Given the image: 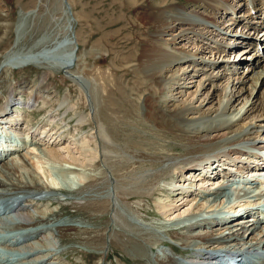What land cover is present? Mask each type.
I'll return each instance as SVG.
<instances>
[{"label": "bare ground", "instance_id": "obj_1", "mask_svg": "<svg viewBox=\"0 0 264 264\" xmlns=\"http://www.w3.org/2000/svg\"><path fill=\"white\" fill-rule=\"evenodd\" d=\"M151 1L153 3V0ZM190 1L200 4L206 14H199L193 10L186 11L181 5L171 3L169 0H154L155 3L150 6V9L148 8L147 17L153 31L147 46L140 53L139 62L137 61L139 68L144 72L141 78L142 83L146 84L147 88L143 89L145 94H142V91V93L134 91L138 94L143 118L152 126L150 130L156 132V137L160 141L170 136L169 138L179 142V148L169 147L165 141L164 143L154 141L151 145L148 139L144 140L139 136L137 140L132 138L128 142L114 143V139L108 132L94 131L97 121L93 115L90 117L95 122L91 129H84L78 137L68 138V136L64 144L62 139L65 140L63 138L65 132H62V126H59V129L55 128L54 131L51 128L49 130L43 127L39 129L29 123V115L25 116L20 111H13V105L9 104V99L0 103V127L6 125V128L21 130L20 132L29 136L28 141L22 137L20 143L14 142L9 137L7 140L0 141L2 144L0 145V224L17 225V229L19 226L24 229L19 233L15 231L10 236L9 234L0 235V243L14 250L13 253L7 255L0 254L2 262L10 264L17 252L25 259L26 264H51L52 262H49L51 258L59 260L65 250L74 249L72 246L56 245V238L76 240L92 249L89 252L77 249L79 254L85 253L86 258H97L98 253L94 250L98 248H94V244L97 245L102 239L106 225L102 224L101 220L104 218V213L107 214L109 203L107 199H102L101 195H94L92 191L104 187V174L101 172V175L97 174L99 176L94 174L87 176L85 172L76 171L75 166L82 168L85 165L96 166L101 163L116 177V182L119 184L114 185L118 190L119 200L128 206L129 211H146L145 203L138 202L133 207L129 206L134 199L151 198L150 196H155V194L164 196L158 199L152 198L154 203L151 201V205H154L155 211L150 214L153 217H166L168 222L151 224L146 228L138 223L126 222L125 214L121 212L116 211L114 218H111L113 222L116 220V223L120 218L125 221V226L119 230L126 235L125 246L131 253L128 258L132 259L129 264H201L202 261V264H208L206 256L215 250L223 252L224 255L227 251V255L236 258L234 264H239V257H243V253L253 257L258 255V259L262 260L261 264H264V210L260 214L259 212L255 214L253 211L254 213L250 212L252 215H247L242 212H245L248 207L245 209L240 206L242 210L239 213L242 215L236 220L233 219L234 213L231 214L230 211L223 209L213 211L219 213H214L209 217L195 215L194 218H189L193 213V210H190L193 201L196 204L201 203L199 210L202 209L204 212L217 202H219L218 205L229 204L236 197L250 196L253 194L251 192L256 194L255 191L260 186L255 185L250 188L247 186L242 193H240L241 189L235 188L236 190L232 193L234 188L232 189L226 182H223V179L232 180L240 174L246 173L245 175L248 176L247 171L249 170H259V173L255 174L258 177L252 182L258 181L261 183V188L264 187V167H261V164L258 165L256 151L248 150L245 146L241 147L243 145L240 144H247L249 148L254 147L264 151V138H260V132H264V96L257 95L259 88L264 86V63L261 64L260 59L254 57L248 65L251 74L247 73L231 79V76L225 77L224 74H219L220 70L216 69V63L206 62L203 68H196L206 48L201 46L186 50L175 47L170 41L176 38V34H170V41L163 38V35L175 25H179L178 34L184 33L185 35V31H192L194 36H201L207 33L206 28L228 29L233 25L246 23L249 16H252V19L255 18L254 24H251L252 28H258L260 23L264 28V21L261 22L259 19L260 15L264 14V0H240L238 3L242 7L237 10V13L231 10V0ZM129 3L133 6L142 4L139 0H129ZM225 13L230 17L221 19ZM82 16L84 14L81 12L74 20L83 21ZM219 18L221 23H217ZM8 25L0 24V33L5 31ZM248 38H250L249 41L254 42H248ZM67 40L71 44V39L67 36L65 39H59L34 51L28 50L21 53H18L12 46L4 53V60L11 61V57L17 52L14 57L16 64L19 65L17 67L27 64L39 65L44 60L50 59L59 64L62 69H66L71 65L72 51L61 53L55 50L57 54L61 53L58 57H49L47 53L48 51L53 52L58 44ZM242 41L253 46L257 45L256 48L259 49L264 48L262 43L257 42H264V39L246 37ZM213 42L214 46L211 45L208 51L217 53V48L225 51V44L222 45L215 40ZM236 42L239 40L237 39ZM183 60L187 62L186 68L192 69L187 76H183V73L180 74L178 70ZM233 63L223 64L229 69V74L234 73ZM45 78L37 79L35 76L31 79L33 83L31 90H35L29 93V98L35 101L42 98L41 91L49 88L47 84L41 85ZM184 80L191 82L193 89L181 86V81ZM245 81L249 84L247 93L243 94L242 91L246 90L243 86ZM210 82H213V85L216 82L219 87L212 88L213 85L208 87ZM177 95H184V98L171 103L172 98L177 100ZM93 96L97 97L94 93ZM8 97H11V94ZM42 102L47 103L45 99ZM65 102L63 101L62 104ZM16 103L18 102L14 104ZM92 103L94 106V102ZM69 106L73 109V115L77 117L79 128H84V116L74 110L73 103ZM48 107H50L48 110L52 107L57 115L60 114L58 112L60 108L55 107V104L50 102ZM253 110L260 114L250 119L248 114ZM257 117L258 122H255ZM18 122L20 124L17 127ZM33 135L36 138H33ZM27 142L37 147L46 145L48 158H58L67 162L69 166L62 167V171L77 172V180L68 178L64 174L59 177L62 180L60 183L63 182L61 185L54 180L49 183L51 185L41 181L36 171L30 166L33 162H28L29 159L19 153L21 145ZM261 146L262 148H259ZM15 153L20 164L14 163ZM243 154H248L250 157H242ZM9 156H11L10 159H8ZM42 157L40 156L41 159L38 160L42 162L41 164L45 162V158ZM215 162L218 163L216 166L221 169V176L214 174L216 172L213 167ZM22 167L24 170H21ZM169 172H176L178 175H182L183 172H188V174L190 172V174L188 177L184 175L174 184L171 181L170 189L166 186H157V180ZM47 175L50 176L49 173ZM87 183L92 184L90 186L93 190L91 194L87 193L84 196L82 202H64L55 195V191L58 190L64 194L74 190L79 193ZM212 183L215 185L208 187ZM50 200L53 202L55 200L64 208H76L74 211L76 213L72 214L76 218H62L60 210L53 208L36 212L29 210L30 207L27 208V206H35L38 203H48ZM237 202L240 203L236 200L229 206L233 208ZM227 206L223 205V207ZM214 221L216 225L211 226ZM157 229L160 231H156ZM114 231L111 230V234L115 235ZM248 238L250 241H247ZM156 246H160L161 252L154 250ZM78 264H84V261ZM92 264L101 263L93 262ZM251 264L256 263L251 262Z\"/></svg>", "mask_w": 264, "mask_h": 264}, {"label": "rangeland", "instance_id": "obj_2", "mask_svg": "<svg viewBox=\"0 0 264 264\" xmlns=\"http://www.w3.org/2000/svg\"><path fill=\"white\" fill-rule=\"evenodd\" d=\"M139 1H141L142 4L137 3L139 6H133L129 3V0H0V24H9V27L0 33V103L9 99V104L13 105V111H20L21 114L25 116L29 115V123L33 126L35 125L34 127H39V129H42L43 127L46 130H49L51 128L53 129L52 131H54L55 128L59 129V126H62V132H65V136L63 137L65 140L62 139L64 144H66L68 138H74L81 135L84 129H91L92 124L95 122L93 118L90 117L93 115L97 121L94 131L100 133L102 131L108 132L114 139V143L128 142L132 138L137 140V137L139 136L144 140L148 139L151 145L154 141H158L159 143H164L163 141H165L167 146L179 148V142L169 138L170 136H167L160 141L158 137H156V132L150 130V128L152 129V126L143 118L138 94L134 92L138 91L139 93L140 91V93H142L143 89L147 88V85L142 83L141 78L144 75V72L139 68L138 62L140 53L147 46L148 39L153 31L147 13L150 6L155 3L154 0L153 3H151V0ZM238 1L240 0H231V10L236 11V13L237 10L242 7L239 5ZM169 2L181 5L186 11L193 10L199 14H206L200 4H194L190 0H169ZM81 12L84 14V16H82L83 21L74 20L79 13L81 14ZM229 17L230 16L225 13L221 19H228ZM221 19L219 18V22L217 23H221ZM254 19L255 18L252 19V16H249L247 22L243 23L244 25H233L229 27L230 29L216 27L217 30H214L212 27L209 29L206 28V30H208L207 33L202 34L201 36H194L192 31H185V35L184 33L178 34L180 31L179 25H175L169 32L163 35V38L170 41V34H176V38L173 41H170L171 45L175 47L186 50H191L197 47L200 48L201 46L206 48L202 57L199 58L198 66L196 68H203L206 62L208 64L216 63V69L220 70V75L224 74L225 77L231 76V79H233L239 75H245L247 73L251 74L248 65L254 57L260 59L261 64L264 63V48L259 49L258 47L256 48V44V46H253L242 41V39L246 37L264 39V28L261 26L262 23H260L258 28H252ZM259 19L261 22L264 21V14H261ZM200 29H202V26H200ZM67 36L70 37L71 44L68 43V40L62 41L58 44L59 48L57 46L53 49V52H45L49 57H58L65 51H72L73 56L71 65L66 69H62L59 64L50 59L44 60L39 65L27 64L26 66L17 67L19 65L16 64L17 62H15L14 59L17 52L11 57V61L6 62V60H4V53L12 46L15 47V50L18 51V53L28 50L34 51L35 49L41 48L49 43L56 42L59 39H65ZM237 39L239 42H236ZM214 40L222 45L225 44V51L220 48H217V53H211L208 51L210 50L209 48L211 45L214 46ZM249 40L250 38H248V42H254ZM257 42L262 43V46L264 47V42ZM55 50L60 51L61 53L57 54ZM215 50L216 49H214V51ZM225 62H234L232 66L234 73L229 74V69L223 66ZM186 63V60H183L178 68L179 73H183V76L189 75L192 71L191 68H186ZM35 76H37V79L39 77H46L41 85H49V88H44L41 91L40 95L42 98L36 101L33 98L28 97L29 93H32L35 90H31V88H33L31 79ZM181 83V86H185L184 88L193 89L191 82L184 80L183 82L181 81ZM216 84V82H214V85L213 82H210L208 87L212 85V88L219 87V85ZM248 84V81H245L243 84L246 88V90L242 91L243 94L247 93ZM93 93L94 95H97V97L93 96ZM145 93L146 92H143L142 94ZM10 94L11 97H8ZM257 95L259 97L264 96L263 85L259 88ZM183 96L177 95V100L172 98L173 101L171 100V103L182 100L181 98H184ZM44 99L47 101L45 104L42 102ZM63 101L66 102L62 104ZM15 102L18 103L14 104ZM50 102L51 104H55V107L60 108V110H58V112H60L59 115H57V112L55 113V111H53L52 107L51 110H48L50 109V107H48V103ZM92 102H94V106L97 104V107H94ZM59 103L62 105L59 106ZM72 103L74 104V110L84 116L85 123L84 128L82 129L79 128L77 117L73 115V109L69 106L70 104L72 105ZM45 110L47 111L45 112ZM259 114L260 112L253 110L249 112L248 118H256ZM255 122H258V117ZM2 127H0V141H2V139L7 140L8 137L12 138L16 143H20L22 137L26 138L27 141L29 140V136L20 132L21 130H11L6 128V125ZM260 133V138H264V132L261 131ZM34 136L35 135L32 137L36 138V136ZM240 144L243 145L241 147L245 146L248 150H257L254 147L249 148L246 146L247 144ZM20 149L19 153L25 155V157L29 159L28 162H33L30 166L33 167L38 178L44 183L46 182L49 184L54 180L58 181V184L61 185L63 182L60 183L62 180L59 177L64 174L68 178L77 180V172L67 170H63L64 172L62 171V167L69 166L67 162L58 158H48V147L46 145L37 147V145L29 144L27 142L25 145H21ZM13 156L15 157L16 153ZM40 156L45 158L43 164L38 161ZM247 156L250 157L248 154L242 155V157ZM10 158L11 156H9L8 159ZM16 162L17 164H20V160H18L17 157H15L14 163ZM258 165L260 164L258 163ZM38 166L39 168H37ZM75 167L77 168L76 171L79 170L78 172H85V175L87 176H90V174L99 176L101 175V172L104 174L103 179H105V185L102 189L92 191L93 188L90 186L92 184L87 183L81 188L82 191L79 192L80 194L75 192V190L67 194L61 193L60 190L55 191V195L63 199L64 202H82L84 196L87 193L91 194V191L94 195H101L102 199L108 200L107 214L104 213V218L101 220V223L106 225L103 230V236L102 239L98 241L97 245L94 244V248H98L94 250L98 253V257L86 258L85 253H82L83 256L79 254L77 249L85 252H89V250L92 249L76 240L69 241V239L60 240L56 238V245L63 244L66 247L72 246L74 249L70 251L65 250L62 253L61 259L54 260L55 258H51L49 262H52L51 264H78L80 261H84V264H92L93 262L101 264H129L132 260L128 258L131 253L127 246H125L126 235L119 230V228L125 226V221L128 223H138L146 228L150 227L151 224L154 225L163 221L168 222L166 217H153L150 214L155 211L154 205H151V201L154 203V199H158L162 194H155V196H150L151 198L141 197L139 200L134 199V201H129V206L132 207L138 202L146 204V211L139 210L131 212L127 209L128 206L120 202L117 192L118 190L114 185L119 183L116 182V177L112 175L104 165L100 163L96 166L85 165L82 168L78 166ZM21 170H24V167H22ZM46 173H49L50 176ZM189 174L188 172H183L182 175H178L176 172H169L158 179L156 184L157 186H166L170 189V183L173 182L174 184L176 180L182 179L184 175L188 177ZM245 174L246 173L243 175H237V177L232 180L223 179V182H226L227 185L232 187V189L234 188V190L231 191L232 193L238 188L241 189L240 193H242L247 186L250 188V186L260 185L259 187L261 188V183L258 181L252 182L254 179L245 181ZM183 183L185 184V182ZM214 185L215 184L212 183L209 184L208 187H213ZM258 188L255 191L256 194L251 192L253 193L250 195L251 197L241 196L235 198L234 195L232 198L235 199L229 204L218 205L219 202H217L207 210L208 212L206 210V212H203L202 209L199 210V207L202 206L201 203L198 202L199 205L193 201L190 209L191 211L193 210V213L190 214L191 217L189 216V218H194L195 215L209 217L214 213H219L213 211H222L223 209L228 212L230 211L229 213L231 214H236L233 217V219L235 218L234 220H236L240 219L242 215L239 213V211L242 210L240 206H243L242 208L245 209L248 207L245 212H242L243 214L252 215L250 213L248 214V212L252 213L253 211L255 214L258 212L260 214V212L263 211L259 208L264 207V187L261 189ZM229 191L230 190H228V192ZM166 192L168 193V190ZM236 200L240 201V203H235V207L231 208L229 205ZM223 205L228 206L223 207ZM27 208L32 212H36L37 210L46 211L49 208H53L54 210H60L63 215L62 218H76V216L72 215L76 208H64L60 204H57L55 200L54 202L50 200L48 203H38L35 204V206H27ZM116 211L125 214V221H122L121 218L117 220L118 223H116V220L114 222L111 220V218H114ZM7 216H10V214H7ZM215 225L216 221L211 223V226ZM111 230H115V235L111 234ZM15 231L19 233L24 231V229L20 226L17 229V225L6 226L0 224V235L2 234V236L7 234L10 236L14 234ZM156 231H160V229H157ZM248 240L250 241L249 238L247 241ZM154 250L161 252L160 246H156ZM13 251L14 250L0 243L1 255L10 254L13 253ZM226 252L224 253L227 254L228 252ZM15 253L16 254L12 257L14 260L10 264H24L25 259L17 254V252ZM256 257V259H258V255ZM1 260L0 262H2ZM1 264L9 263L2 262Z\"/></svg>", "mask_w": 264, "mask_h": 264}, {"label": "water", "instance_id": "obj_3", "mask_svg": "<svg viewBox=\"0 0 264 264\" xmlns=\"http://www.w3.org/2000/svg\"><path fill=\"white\" fill-rule=\"evenodd\" d=\"M67 3V2H66Z\"/></svg>", "mask_w": 264, "mask_h": 264}]
</instances>
